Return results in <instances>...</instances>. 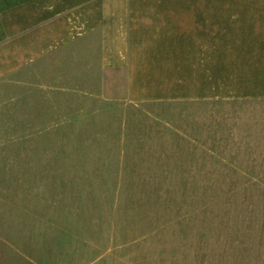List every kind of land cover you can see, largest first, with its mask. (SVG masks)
Here are the masks:
<instances>
[{
  "label": "rangeland",
  "instance_id": "rangeland-1",
  "mask_svg": "<svg viewBox=\"0 0 264 264\" xmlns=\"http://www.w3.org/2000/svg\"><path fill=\"white\" fill-rule=\"evenodd\" d=\"M23 80L0 107V264H264V98Z\"/></svg>",
  "mask_w": 264,
  "mask_h": 264
},
{
  "label": "crops",
  "instance_id": "crops-1",
  "mask_svg": "<svg viewBox=\"0 0 264 264\" xmlns=\"http://www.w3.org/2000/svg\"><path fill=\"white\" fill-rule=\"evenodd\" d=\"M30 74L111 97L120 80L128 100L264 98V0H0L1 108Z\"/></svg>",
  "mask_w": 264,
  "mask_h": 264
}]
</instances>
